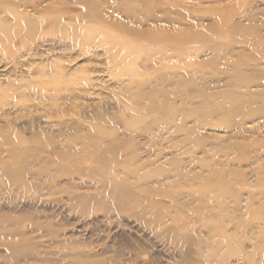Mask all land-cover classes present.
I'll return each instance as SVG.
<instances>
[{
  "label": "rangeland",
  "instance_id": "obj_1",
  "mask_svg": "<svg viewBox=\"0 0 264 264\" xmlns=\"http://www.w3.org/2000/svg\"><path fill=\"white\" fill-rule=\"evenodd\" d=\"M86 1L0 0L13 35L0 50V264L25 239L42 260L19 264L134 252L138 264H264V0ZM99 5L124 38L170 37L136 57L80 47L104 25ZM114 182L133 192L120 215L104 212Z\"/></svg>",
  "mask_w": 264,
  "mask_h": 264
},
{
  "label": "bare ground",
  "instance_id": "obj_2",
  "mask_svg": "<svg viewBox=\"0 0 264 264\" xmlns=\"http://www.w3.org/2000/svg\"><path fill=\"white\" fill-rule=\"evenodd\" d=\"M89 3H92V1L93 0H87ZM86 1V2H87ZM96 1H98V0H95L94 2H96ZM100 1V0H99ZM122 1V0H121ZM121 1H120V3H121ZM129 1H131V0H129ZM137 1V3H138V0H136ZM93 2V3H94ZM104 2L105 1H103V5H104ZM134 2H135V0H134ZM200 2V1H199ZM84 2H82V4H83ZM92 3V4H93ZM98 3V2H97ZM100 3V2H99ZM98 3V4H99ZM125 3L126 2H124V6H125ZM130 3V2H129ZM136 3V2H135ZM140 3H142V2H140ZM81 4V3H80ZM85 4V3H84ZM107 4V3H106ZM132 4V3H131ZM90 5V4H89ZM136 5V4H135ZM135 5L132 7V8H134L135 7ZM139 5V4H138ZM142 5V4H141ZM87 6V5H86ZM94 6V5H93ZM126 6H128L127 4H126ZM146 6V5H145ZM91 7H92V5H91ZM99 7H100V5H99ZM105 7H106V5H105ZM104 7V8H105ZM108 7H110L109 6V4H108ZM129 8H130V6H128ZM136 7H138V9H139V6H136ZM90 8V7H89ZM88 8V9H89ZM104 8H102V7H100V11L99 12H101V13H99L100 15H98V16H96V14L94 15V16H96V17H98V18H96L95 20H97V21H102V23H104V25H102L101 23H98V24H96V25H94V27L93 28H91V29H89V30H84L78 37H77V41H80L79 43H78V45H80V47H82V46H84V47H86V45H88V43H91V41H95V42H93V43H97L96 45H99V46H101L105 41L108 43V44H110V46H109V50L112 48V47H114L115 49H116V52H119V51H125V53H126V55H132L133 57H136V56H138V54H141L142 53V51L141 50H145V49H148V50H152L153 52L154 51H156V50H159V43H161V42H164V40H165V38L167 37V39H169L168 37H170V36H165L166 34L164 33V32H162V33H164V34H160L159 33V30L157 29L158 27H156V29L157 30H155V31H152V32H150V34H147L146 32H145V34H141V33H139L138 31H137V33H136V36H131L130 38H128L131 34H129V36H127V38H124L123 37V33H121L122 31V25L123 24H117V28L120 30V33L122 34V35H120L119 33H116L115 31H113V30H110V29H107V28H105V27H107L108 25L107 24H109V23H107V22H104L103 21V19H106V18H109L110 16L109 15H111L112 16V13H108L107 11H105V10H108L109 11V8L108 9H104ZM107 8V7H106ZM113 8V7H112ZM111 8V9H112ZM129 8H127V9H129ZM147 8V7H146ZM86 9V8H85ZM98 9V7L96 8V10ZM131 9V8H130ZM138 9H137V11H138ZM91 10V9H90ZM94 10V9H93ZM126 10V9H125ZM143 10V9H142ZM88 11V10H87ZM123 11H124V9H123ZM122 11V12H123ZM135 11V10H134ZM144 12L143 13H145V12H147V11H145V10H143ZM59 12V11H58ZM112 12V11H111ZM125 12V11H124ZM128 12V11H127ZM133 12V11H132ZM86 13V12H85ZM134 13V12H133ZM141 13V12H140ZM148 13L150 14V12H147V15H148ZM153 13V12H152ZM88 14V13H87ZM123 14H125V13H123ZM136 14V13H135ZM138 14V13H137ZM139 15V18H140V16H141V14H138ZM153 15V14H152ZM84 16V15H83ZM90 16V15H89ZM88 16V17H89ZM129 16H131V15H129ZM128 16V17H129ZM136 16V17H135ZM149 16V15H148ZM147 16V17H148ZM151 16V15H150ZM16 17V16H15ZM18 17V16H17ZM16 17V18H17ZM61 17H63V16H60V17H58L59 19L61 18ZM81 17H82V15H81ZM86 17H87V15H86ZM85 17V18H86ZM138 16L137 15H134V17H132V18H128V19H130L132 22H133V24H136V25H138V26H141L142 27V24L141 23H143V22H141V21H137L136 20V18H137ZM141 17H143V16H141ZM153 17V16H152ZM155 17V16H154ZM153 17V18H154ZM18 18H20V17H18ZM57 18V17H56ZM156 18V17H155ZM55 19V18H54ZM73 19V18H72ZM138 19V18H137ZM147 19V18H146ZM145 19V20H146ZM158 19V18H157ZM156 19V20H157ZM16 21H18V20H20V19H15ZM15 20L13 19V21L15 22ZM56 20V19H55ZM54 20V21H55ZM53 21V22H54ZM57 21V20H56ZM55 21V22H56ZM59 21V20H58ZM61 21V20H60ZM148 21V20H147ZM155 21V20H154ZM153 21V22H154ZM148 22H150V21H148ZM147 22V23H148ZM17 23H19V25H17V26H22V24L20 25V22L18 21ZM24 24V23H23ZM155 24H157V23H155ZM25 25V24H24ZM125 25V24H124ZM5 26V25H4ZM3 26V27H4ZM26 26V25H25ZM114 26H116V25H114ZM132 26V25H131ZM0 27V50H6L7 49V46H8V44H7V42L9 43V40H11L12 39V37H11V35H12V32H11V30L8 28V25H7V27ZM11 27V26H10ZM23 27V26H22ZM21 27V28H22ZM15 29V28H14ZM16 29H18V27L16 28ZM123 29H125V28H123ZM141 29V28H140ZM139 29V30H140ZM23 30H24V28H23ZM17 31V30H16ZM129 31V30H128ZM142 31V30H141ZM143 32V31H142ZM131 33H133V32H131ZM135 33V32H134ZM149 33V32H148ZM10 36V37H9ZM13 36V35H12ZM8 38H11V39H8ZM183 39V38H182ZM8 40V41H7ZM181 40V39H180ZM167 41V40H166ZM169 42V41H168ZM81 43V44H80ZM174 45V44H173ZM176 45H178V44H176ZM132 46V47H131ZM83 47V48H84ZM88 47H90V46H88ZM92 47H94V46H92ZM98 47V46H97ZM85 49H87V47L85 48ZM152 51H151V53H152ZM105 52H107V50L105 51ZM141 52V53H140ZM106 54V53H105ZM140 56V55H139ZM119 59V58H118ZM121 59V58H120ZM122 60H123V58H122ZM123 64V63H122ZM60 66V65H59ZM56 67V66H55ZM61 67V66H60ZM124 67H126V66H124ZM57 68H59L58 67V65H57ZM55 70H56V68H55ZM55 70H53L52 71V73H54V75H56L55 74V72H57V71H55ZM59 71V70H58ZM60 71H61V68H60ZM123 72V71H122ZM58 73V72H57ZM61 73V72H60ZM121 73V72H120ZM122 74V73H121ZM57 75H59V73L57 74ZM62 76V75H61ZM85 77H87V76H85ZM159 77V76H158ZM135 78H136V76H135ZM155 78V77H154ZM78 79V78H77ZM81 79V78H80ZM80 79H78V80H80ZM82 79H84L83 77H82ZM87 79V78H86ZM86 79H85V81H86ZM127 79H131L130 77L129 78H127ZM133 79V78H132ZM74 80V79H73ZM72 80V84L76 81H73ZM124 80H126V78L124 79ZM56 81V80H55ZM82 81V80H81ZM81 81H79V82H75V84L77 85L78 84V86L81 84ZM89 81H90V79H89ZM145 81V79L144 78H142V76H138V78H136L135 79V83H136V85L137 86H140V85H143V83H145L144 82ZM153 82V80H150L149 81V83L150 82ZM58 81H56V83H57ZM61 82H62V80H61ZM67 82V81H66ZM87 82V81H86ZM85 82V83H86ZM157 82V81H156ZM155 82V83H156ZM69 83V82H68ZM83 83V82H82ZM147 83V82H146ZM158 83V82H157ZM60 84V83H59ZM62 84H64L63 82H62ZM84 84V83H83ZM87 84H89L88 82H87ZM147 85V84H146ZM61 86V85H60ZM63 87H64V85H62ZM74 86V85H73ZM82 86H85V84L84 85H82ZM144 86V85H143ZM154 86V85H153ZM158 86V85H157ZM58 87V86H57ZM145 87V86H144ZM143 87V88H144ZM152 87V86H151ZM54 88V86L52 87V89ZM64 88H67L66 86L64 87ZM75 88V87H74ZM82 88V87H81ZM142 88V89H143ZM63 89V88H62ZM141 89V90H142ZM51 90V89H50ZM53 90H56L55 88L53 89ZM59 90V89H58ZM61 90V89H60ZM157 90V89H156ZM159 90V89H158ZM67 91V90H66ZM136 91V90H135ZM140 91V90H139ZM132 92V91H131ZM154 92H155V90H154ZM57 93V92H56ZM60 93V92H59ZM127 93V92H126ZM55 94V93H54ZM150 94V93H149ZM159 94V93H158ZM54 96V95H53ZM52 96V97H53ZM56 97H58L57 95H55ZM123 96V95H122ZM56 97H53V98H56ZM60 97V96H59ZM123 97H125V95L123 96ZM128 97V96H127ZM126 97V98H127ZM148 97V96H147ZM150 97V96H149ZM121 98V97H120ZM132 98V97H131ZM157 100V99H156ZM119 101H121V100H119ZM124 101V100H123ZM131 100L129 99H127L125 102H123V103H125V105L127 104L128 106H126V108H130L132 105H131V102H130ZM159 102V101H158ZM134 103V102H133ZM149 103H151L152 105L155 103V99H153L151 102H149ZM149 103H148V105H149ZM146 104V103H145ZM134 105V104H133ZM159 106V105H158ZM133 108L135 107V106H132ZM131 107V108H132ZM140 107V106H139ZM130 108V110H131V112L133 111L132 109ZM146 108V107H145ZM136 109H138L139 110V108H135V110ZM140 109H142V108H140ZM143 109H144V107H143ZM135 112V111H134ZM137 112V111H136ZM154 113V112H153ZM156 113H157V111H156ZM136 114V113H135ZM148 114V113H147ZM139 115V114H138ZM143 115V114H142ZM153 115V114H152ZM157 115H159V113L157 114ZM148 116H150V112H149V115ZM139 117V116H138ZM142 117V116H141ZM147 117V116H146ZM158 117V116H157ZM102 118V117H101ZM143 118V117H142ZM104 120H105V118H104ZM141 120V119H140ZM143 120V119H142ZM63 121V120H62ZM68 121V120H67ZM79 122V121H78ZM88 123H90L89 121H87ZM86 122V123H87ZM97 122V121H96ZM104 122V121H103ZM106 122V121H105ZM144 122V121H143ZM62 123V122H61ZM66 123H69V122H66ZM65 123V125H67ZM140 123V122H139ZM70 124V123H69ZM83 124V123H82ZM85 124V123H84ZM93 124V123H92ZM53 125V124H52ZM62 125V128H63V124H61ZM71 125V124H70ZM89 126H91L90 124H88ZM88 125H85V127L86 126H88ZM54 126H55V124H54ZM78 126V125H77ZM76 126V127H77ZM84 126V125H83ZM53 127V126H52ZM68 126H66V128H67ZM82 127V126H81ZM56 128V127H55ZM62 128L60 129V130H62ZM65 128V127H64ZM78 128V127H77ZM76 128V129H77ZM87 128H90V127H87ZM95 128V127H94ZM97 128H100V127H97ZM97 128H95V129H97ZM59 129V128H58ZM48 130V129H47ZM79 130V129H78ZM83 130V129H82ZM86 130V129H85ZM90 130V129H89ZM99 130V129H98ZM41 131H43V130H41ZM45 131V130H44ZM75 131V130H74ZM83 132V131H82ZM97 132V131H96ZM99 132V131H98ZM90 133H92V131L90 132ZM100 133V132H99ZM65 134V133H64ZM82 134V133H81ZM94 134V133H93ZM142 134V133H141ZM67 135V134H66ZM70 135V134H69ZM74 135V134H73ZM80 135V134H79ZM86 135V134H85ZM84 135V136H85ZM143 135H144V132H143ZM62 136H63V134H62ZM82 136V135H81ZM87 137H88V135H86ZM85 136V137H86ZM107 136H109V135H107ZM141 136V135H140ZM154 136V135H153ZM76 137V135L74 136V138ZM95 137H96V135H95ZM18 138H19V136H18ZM118 138V137H117ZM17 139V138H16ZM20 139H21V137H20ZM83 139L85 140V138L83 137ZM100 139V138H99ZM99 139H98V141H99ZM108 139V138H107ZM51 140H53V138L51 139ZM16 142H17V140H15ZM48 141H49V137H48ZM63 141V140H62ZM61 140H60V142H62ZM81 141V140H80ZM94 141H96L95 139H94ZM52 142V141H51ZM66 142H68V141H66ZM74 142H76V141H74ZM74 142L72 141L71 143H73L74 144ZM100 142V141H99ZM112 142V141H111ZM14 143V142H13ZM19 143V142H18ZM54 143V142H53ZM90 143H92V142H90ZM12 144V143H11ZM10 144V145H11ZM23 144H25V143H23ZM68 144V143H67ZM67 144H65V145H67ZM76 144V143H75ZM8 145H9V142H8ZM14 145V144H13ZM61 145H63V142H62V144ZM79 145V144H78ZM77 145V146H78ZM89 145V144H88ZM93 145V144H92ZM71 146V145H70ZM73 146L74 145H72V148H73ZM81 146V145H80ZM90 146V145H89ZM122 146V145H121ZM120 146V147H121ZM27 147V146H26ZM26 147H24V145H23V149H25ZM75 147V146H74ZM119 147V148H120ZM9 148H10V146H9ZM22 148V147H21ZM28 148V147H27ZM26 148V149H27ZM33 148V147H32ZM42 148V147H41ZM55 148V147H54ZM70 148V147H69ZM117 148V147H116ZM11 149H12V147H11ZM13 149H15L14 148V146H13ZM29 149V148H28ZM27 149V150H28ZM27 150L25 151V152H27ZM53 150H55V149H53ZM70 150V149H69ZM82 150V149H81ZM81 150H80V152H81ZM64 151H66V150H64ZM68 151V150H67ZM71 151V150H70ZM73 151H71L70 153H72ZM107 152H111V151H108L107 150ZM116 152V151H115ZM28 153V152H27ZM67 153V152H66ZM74 153V152H73ZM72 153V154H73ZM119 153V152H118ZM80 154V153H79ZM100 154V153H99ZM99 154L98 155H96V156H99ZM112 155H113V153H111ZM111 155V156H112ZM78 156V155H77ZM81 155H79V157H80ZM85 156V155H84ZM110 156V155H109ZM73 157H74V155H73ZM101 157H102V155H101ZM101 157L99 158V160H101ZM75 158V157H74ZM84 158V157H83ZM95 158V157H94ZM26 159V158H25ZM117 159L119 160L120 158L119 157H117ZM24 160V159H23ZM91 160V159H90ZM95 160V159H94ZM98 160V162H100L99 164L101 165L102 163H109V162H107V161H105L104 159V162H101V161H99ZM95 161H97V158H96V160ZM121 161V160H120ZM123 161V160H122ZM23 162V161H22ZM21 162V163H22ZM97 162V163H98ZM125 162V161H124ZM91 163V162H90ZM136 163V162H135ZM25 164H26V161H25ZM67 164V163H66ZM92 164V166H93V163H91ZM104 164H102V166L104 165ZM111 164V163H110ZM95 166H97V164H94ZM113 165V164H112ZM117 165V164H116ZM99 166V165H98ZM101 166V167H102ZM106 166H107V164H106ZM104 167V166H103ZM111 167V166H110ZM112 167H115V166H112ZM95 168V167H94ZM133 172H134V170H133ZM137 174V173H136ZM20 175V174H19ZM100 175H102V173H100ZM137 175H139V174H137ZM20 177H22L21 175H20ZM105 177V176H104ZM111 177V176H110ZM16 179H18L19 177H15ZM113 178V177H112ZM15 179V180H16ZM18 180H20V178L18 179ZM114 180V179H113ZM134 180H136V179H134ZM21 181V180H20ZM108 181V180H107ZM106 183V182H105ZM120 184V183H119ZM107 185V184H106ZM132 191V190H131ZM130 191V189H128V188H124V186L122 187L121 185L119 186L118 184H116L115 182L114 183H112V184H110L109 186H108V188H107V190H106V195L108 196V198H110L111 199V204L109 205V207L107 206L106 208H105V210H104V212H105V214H109V212L110 213H112V212H115L116 214H124V213H126L127 212V210H129V209H133L135 206H134V204H131V202L129 201V199L128 198H130L132 195H133V192H131ZM134 191V190H133ZM136 193V192H135ZM139 196H137V198H138ZM141 201V200H140ZM140 216V215H139ZM138 216V217H139ZM143 220V219H142ZM141 220V221H142ZM171 230H173L172 231V233H174L175 235H179V233L177 232V229L176 228H174L173 227V229H171ZM177 233V234H176ZM25 235V234H24ZM178 239H179V237H177ZM182 238H184V246H186V248H185V250L182 252V256L186 259V258H189V256H190V254H191V240L190 239H188V238H186V237H182ZM54 241V240H53ZM23 245L22 246H19V244H18V242H12L10 245V247H9V252H10V254H9V258L6 260L5 259V261H7L6 262V264H19L20 262H21V260L22 259H27L28 257H32L33 259H36V260H42V257H41V255L38 253V252H36L35 251V248H34V246H32L31 244H28L27 243V240L25 239L24 241H23V243H22ZM179 245V244H178ZM8 247V246H7ZM124 250V249H123ZM118 254V253H117ZM116 254V255H117ZM128 254H130V253H128ZM93 255V254H92ZM125 255V254H124ZM123 255V256H124ZM127 255V254H126ZM140 255V253L139 252H134L133 254H130V256L129 257H127L128 258V260H129V262H128V264H138L139 262L138 261H140L139 259V256ZM45 256V255H44ZM118 256V255H117ZM116 256V257H117ZM128 256V255H127ZM112 257V256H111ZM119 257V256H118ZM110 258V257H109ZM121 258V257H120ZM126 258V259H127ZM72 260H73V264H108V262L106 263V260L105 259H95L94 257H92V256H89V255H85V254H82V255H77L76 257H74V258H72ZM105 260V261H104ZM123 261V260H122ZM109 264H120V262H118L117 260H116V258H112V260H111V262L109 263Z\"/></svg>",
  "mask_w": 264,
  "mask_h": 264
}]
</instances>
